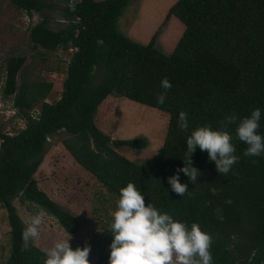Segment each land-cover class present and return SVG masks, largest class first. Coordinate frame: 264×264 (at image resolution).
Listing matches in <instances>:
<instances>
[{
  "label": "trees",
  "instance_id": "16d2710c",
  "mask_svg": "<svg viewBox=\"0 0 264 264\" xmlns=\"http://www.w3.org/2000/svg\"><path fill=\"white\" fill-rule=\"evenodd\" d=\"M129 1L63 0L62 25L52 30L43 13L48 7L44 0H9L27 15H42L28 29L33 46L69 51V57L53 102L44 101L50 83L42 89L17 85L22 56L5 61L1 94L11 96L23 127L10 135L0 131V207L9 227V252L3 264H43L45 258L33 244L21 250L24 225L13 199L42 209L68 233L78 227L73 215L39 189L33 178L45 138L59 131L65 133L60 143L72 159L110 193L119 197V189L132 182L146 205L153 204L189 227L199 224L213 237L212 264H264V154L244 156L247 146L235 138L234 127L228 131L240 159L227 175L219 174L208 153L197 147L191 156L192 166L201 173L197 182L179 173L180 182L188 187L185 196L174 193L167 182L184 166L186 139L198 126L210 124L215 129L225 115L245 117L260 108L258 133L264 136V0H175L165 19L174 16L183 30L169 53L156 47L155 34L142 44L117 28L116 20ZM165 77L172 87L165 102L158 104ZM109 95L167 113L162 143L146 166L115 151L121 146L142 148L144 137L111 139L95 126L96 108ZM181 111L188 114L187 132L178 127ZM213 187L216 195L210 191ZM228 199L231 204L225 203ZM109 226L94 264H108Z\"/></svg>",
  "mask_w": 264,
  "mask_h": 264
},
{
  "label": "rangeland",
  "instance_id": "374dc122",
  "mask_svg": "<svg viewBox=\"0 0 264 264\" xmlns=\"http://www.w3.org/2000/svg\"><path fill=\"white\" fill-rule=\"evenodd\" d=\"M48 7L43 9L47 15V27L56 30L63 22L61 12L63 0H44ZM175 0H131L116 20L117 28L131 40L145 44L152 34L154 43L163 53H169L182 32L181 22L170 15L165 19L168 7ZM70 5V3H68ZM42 15L16 8L9 0H0V131L14 133L23 127V122L15 115L11 96H2L5 61L12 56L24 58L16 75L17 85L26 84L30 88L50 83L44 99L55 101L61 91L65 77L68 52L57 48L45 50L33 46L28 40V29L41 19ZM97 74V69L94 72ZM38 107V102L33 108ZM168 115L156 108L146 106L127 98L109 95L97 106L94 124L111 139H129L142 136L146 144L142 148L121 146L115 151L125 158L146 166L161 145ZM65 133L59 131L48 137L42 160L33 178L51 200L69 211L78 222L74 233L66 232L48 213H45L41 235L33 244L39 249L50 247L54 240L72 237L70 246L83 248L91 246L90 264H94L99 252L103 233L112 221L111 213L119 199L103 187L89 172L79 166L63 148L60 140ZM22 221L42 210L30 203L19 204L12 201ZM24 225V223H23ZM25 227V225H24ZM9 252V227L5 210L0 207V264Z\"/></svg>",
  "mask_w": 264,
  "mask_h": 264
},
{
  "label": "clouds",
  "instance_id": "9594fccd",
  "mask_svg": "<svg viewBox=\"0 0 264 264\" xmlns=\"http://www.w3.org/2000/svg\"><path fill=\"white\" fill-rule=\"evenodd\" d=\"M172 85L167 77L161 80L163 91L157 96V103L165 102L167 92ZM262 113L255 108L248 116L239 117L235 112L225 115L218 121V128L210 124L198 126L186 139V158L184 166L176 169V174L167 178L171 190L180 196L188 192L187 184L181 183L179 173L183 172L189 182L196 183L201 175L192 166L191 156L197 147L208 153V160L214 162L221 175H227L239 161L233 134L228 131L234 127L235 138L244 143L243 155L260 157L264 154V136L258 133ZM178 127L181 131L189 130L188 114H178ZM255 163V161H253ZM210 191L217 194L215 187ZM225 203L231 204L230 199ZM218 218L223 220L220 208L216 209ZM45 213L40 210L22 221L25 227L21 232V250H29V246L38 240L44 224ZM112 221L109 231L112 241L109 245L108 264H212L211 247L213 237L202 231L199 224L193 222L189 227L186 222L175 220L167 212H161L153 204L146 205L145 198L135 184L128 182L119 189L116 208L111 213ZM72 237L58 238L50 247L42 249L43 264H90L91 246L86 245L73 249L69 241Z\"/></svg>",
  "mask_w": 264,
  "mask_h": 264
},
{
  "label": "built area",
  "instance_id": "2783aa9c",
  "mask_svg": "<svg viewBox=\"0 0 264 264\" xmlns=\"http://www.w3.org/2000/svg\"><path fill=\"white\" fill-rule=\"evenodd\" d=\"M34 110L36 111V109H34ZM31 116H33V114H31ZM19 120H21V119H19ZM21 121L23 122V120H21ZM7 134L10 135L11 133H7ZM45 140L48 141L49 140L48 137H46Z\"/></svg>",
  "mask_w": 264,
  "mask_h": 264
},
{
  "label": "crops",
  "instance_id": "0c3cea01",
  "mask_svg": "<svg viewBox=\"0 0 264 264\" xmlns=\"http://www.w3.org/2000/svg\"><path fill=\"white\" fill-rule=\"evenodd\" d=\"M182 30H183V25H182ZM108 97V96H107Z\"/></svg>",
  "mask_w": 264,
  "mask_h": 264
}]
</instances>
